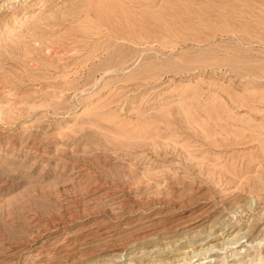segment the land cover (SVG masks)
Instances as JSON below:
<instances>
[{
	"label": "rangeland",
	"instance_id": "1",
	"mask_svg": "<svg viewBox=\"0 0 264 264\" xmlns=\"http://www.w3.org/2000/svg\"><path fill=\"white\" fill-rule=\"evenodd\" d=\"M0 264H264V0H0Z\"/></svg>",
	"mask_w": 264,
	"mask_h": 264
}]
</instances>
